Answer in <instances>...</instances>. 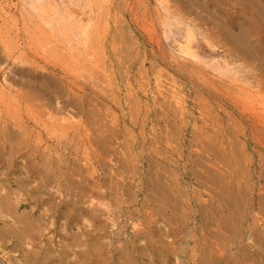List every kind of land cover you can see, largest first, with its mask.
Instances as JSON below:
<instances>
[{"label": "rangeland", "instance_id": "374dc122", "mask_svg": "<svg viewBox=\"0 0 264 264\" xmlns=\"http://www.w3.org/2000/svg\"><path fill=\"white\" fill-rule=\"evenodd\" d=\"M36 1L35 0H0V8H2L0 9V27H1L0 33L3 32L2 34H5V30H8V28H11L10 30H8L10 31V34H12L10 39H11V42H13L12 39H14L15 41L14 43L16 44L15 45L16 48L14 47L15 51H13V53L18 55V56H15V58L16 59L18 58V60H15L12 62V63L15 62V64L11 63L9 65L12 67V68L10 67L11 70H13V68L16 66L19 68L28 69L30 68V63L32 62L38 63L39 66H43L44 62H48L51 66H57L59 70H62V67H64L63 69H65L66 71H69V73H70V70L72 69L71 73L72 72L73 73L72 75L70 74L71 75L70 77L72 76L77 77L79 75L78 79L81 82V86L86 91V93H81L85 95L84 96L85 104L82 106L81 110H75V109L70 110L69 109V111L70 113L72 112L70 116H72V114L74 113L73 117L75 119L77 118V120L74 121V123L75 122L79 123V126H81L79 128V131L80 129L81 131L79 132V135H78L81 138H79L78 140L68 139L69 141H71V144H70L69 142L66 143V141L64 140V137H63L64 134H63L62 135L63 138L61 139H63V142L65 143H63L61 139H60L61 140L60 142L56 141L57 139L59 140L60 137L56 136L55 137L56 139H55L54 135L53 134L50 135L49 133L52 131V129H54V127L56 128L55 130H57L58 126L57 124L51 123V122H49V126L50 128L51 127L53 128L51 130L48 129L49 133H47L48 131L46 130L47 131L46 132L43 129V127H39V125L38 126L36 125L35 130L36 132L40 130L39 132H41L43 136L42 137L43 139L40 145L42 147V150L52 145L53 146L58 145L61 142L62 144L68 145L66 148L71 149V153L73 154L72 156H69L70 157L69 159L74 160L77 163L80 161L82 163L81 167L82 166L84 167L82 169H85L86 171L88 170L87 174L89 175L87 174L86 175L90 177L89 178L90 181L93 180L92 178H95V179L99 178V180L101 181L102 187H103V192H108L110 198L107 197V199L105 200L102 199V201H99L101 198L100 199L96 198L94 202V205L96 207L97 205L101 206L102 204L107 205L102 208L97 207V209L100 208L99 209L100 213H96L99 216V219L98 221L96 220V222L94 223H97V224L101 223L105 227L107 226V233L109 234L107 236H112V237L121 239L120 243L118 242L117 244H115L116 248L117 246L118 247L124 246L125 245L124 242H126L125 240L128 236L133 238L135 237V235H137L139 232H142V231H143L142 233H147L148 235H150L149 233H151L152 231L150 232V230L148 229L149 227L148 225L151 226L149 227L150 229L152 228L151 230L158 231V229H160V230L165 231L166 229L165 225L164 224L161 225L162 223H164V221L161 220V218H159L158 216L151 213V212H154V211H151V209L153 210V207L151 205L152 202L147 201L149 200V198L147 197L148 194L145 193L147 192L146 187L150 188V186L148 185H150V183H152L153 181V179L151 181L152 176L151 178L149 177V172L152 169L153 171H157L160 175L162 174L161 176L165 177L164 178L165 180L166 178H170V176H173L175 180L176 179L178 180V183L177 181L175 182L173 181V183L178 184L180 188L181 187L184 188V190H186L187 195H189L190 198L196 199V200H193L194 202L192 203V207H193L192 211H194V214L193 216L190 217V219H188L189 222H186L185 225L183 222L184 219H182L180 222V227H182V229H185L186 231L182 232V234L177 235L175 239L172 237L170 238V241L173 240L171 242L175 241L176 243L174 244L176 247L174 246L173 251H175V253L177 252L176 253L177 255H173V257H171V259H173L172 260L173 264H174V259L176 257L182 260L181 262L179 261L180 263L178 264H193V263L199 264L200 260L198 259L201 258V253L202 252L204 253L206 247L208 246V243L209 242L211 243V241H218V242H214V243L212 242V243L216 245L215 252L216 254L218 253L217 254L218 258L217 257L216 258L219 259L221 262L225 261L223 262V264H226V262L227 264H245L244 262L246 261H247L246 262L247 264H249V262L250 264L251 263L252 264H259V263L264 264V252H263L264 244H262L264 242V232H263L264 231V223H263L264 222V105L262 103V105L258 104L254 107H250V108L244 107L243 109L242 106L234 105L229 99V97L225 95L226 94L225 92L223 91L221 92V91L216 90L215 88H211L213 87V85L210 81H212L213 83L218 81L217 82L218 84L216 83L215 84L219 86L221 83V79L219 77L218 78L220 80H218L217 77L216 79L215 77L213 78L212 68L210 69L209 67H211L210 65L212 63H214L213 65H215L216 63L220 62L221 55L224 54V51L216 49L213 53L214 49H212L206 44L204 37L207 33H210V31L209 29L206 30L207 27L205 23L199 22L201 21L199 19V14L201 10H199L200 12L195 11L197 13L187 12V11H186L187 13H185V12H182L181 9H178L182 6L180 4L176 5L175 3L178 4L176 0H166L167 3L165 4L166 5L168 4V6L170 7V11L172 10L171 12H173L174 14L176 13V15H178V13L180 12L179 14L183 17L184 15L182 14H185L186 17L184 18L188 20L187 22L183 24H180V22L174 20L175 23L172 22L173 26L168 28L164 26L165 25L164 22L166 23L167 21V18L165 19V16L168 15L166 14L165 4L164 5L162 4L163 1L165 2V0L163 1L162 0L161 1L160 0H99V4L103 2L101 6L97 4L98 3L97 0H86V1L85 0L84 1L82 0H54L52 1L51 0L52 2H50V0H45L47 2L42 1V0H36ZM33 2L35 3V5L32 4ZM77 2H80V3L76 4ZM84 2H86L87 5L84 4ZM65 3L66 4L69 3V4L66 6ZM31 4L32 6H30ZM122 5L123 7H121ZM113 6H116V7H113ZM96 7L100 8V10L105 7L104 11L106 10L107 12L105 11L104 13L103 11H99ZM32 8L33 9L35 8V9L33 10ZM38 8L41 9V12L44 11V13H41L38 10ZM108 9H109V12L111 13L108 12ZM37 10L39 11L38 13L36 12ZM97 11L99 12L100 15L98 14ZM39 13H40V18H38ZM167 13L170 14V12H167ZM188 13H190V15L187 16ZM36 14H37V17H36ZM68 14L69 15L73 14V16L71 17ZM54 16H56V18L52 19ZM105 16L107 17L105 18ZM169 16L173 17V15L171 14ZM57 17L59 20L57 19ZM99 18L101 20H99ZM30 20L32 21V23L30 22ZM191 20L192 22L194 21L195 24L194 22L191 23ZM53 21H56L55 24H53ZM6 22L9 24L7 25ZM72 22L74 23L73 24L74 27L72 26ZM189 22L190 24H194L195 26H197V28L201 29L200 31H202L201 33L196 28L197 31H195L194 33L196 35V36L194 35L196 38L194 39L193 44H192L193 50L196 49L197 51L196 50L195 51L199 53V55L198 54L197 55L198 57L200 56L199 59L200 61L202 60V63L201 62L196 63L198 61V60L196 61V59L194 61L193 60L190 61V56L186 55L187 56V59H186V57H184V54L182 53L183 52L182 45L184 44L185 41L183 42L181 41L180 43V40L178 39L182 37V34L187 33L186 30H187V26ZM39 24L42 25L41 28L44 30V32L40 31ZM78 24L80 26L82 24L84 27H80ZM93 24L94 26L96 25L98 28L97 27L94 28ZM9 25H12V26H9ZM52 25L54 26V28ZM67 25L68 26L70 25V27H68ZM71 26H72V29H70ZM77 26H79L80 28H77ZM86 26H88L89 28L88 27L86 28ZM24 27H26V29ZM37 27H39L38 28L39 30L37 29ZM50 28L51 30L49 31ZM64 28L65 29L69 28L70 31L69 29H67L65 31L66 33H64ZM96 28L99 30H97ZM170 29L172 33L169 31ZM37 30L40 31L41 33L38 32ZM45 30H47L49 33L47 31L45 32ZM83 30L86 32V34ZM196 32H200L201 36L198 35V33ZM78 33L79 35L82 33L83 36L79 37ZM92 33L94 34V36L91 35ZM70 36L72 38H70ZM183 36H186V34H184ZM61 37L64 38V40L66 41L65 43H64V40L62 41ZM80 38H84V39H81L82 41H80ZM96 38H98L99 40ZM4 40L6 39L4 38ZM67 41L69 42L67 43ZM196 41L200 47L199 49L196 48L195 46ZM80 43H81V46L79 45ZM7 44H9L8 39H7L6 45ZM82 45L85 48L86 47L87 48L85 49ZM71 46L73 47L72 49H71ZM58 47L60 49H63L64 51L63 50L61 51L60 49L58 50ZM82 47L86 50V51L84 50L85 52L81 51ZM23 48L25 49L26 52L21 51L23 50ZM104 49L106 51H104ZM55 50H57L56 53H55ZM112 50L114 51L112 53L114 55L113 57L111 55ZM79 53L80 54L82 53V55L84 54L85 57L84 56L82 57V55H80ZM4 54L5 53L0 44V58L2 59L3 57L5 58ZM70 54L71 55L73 54L72 57L75 56L76 59L75 58L72 59V57H69L71 56ZM78 54L82 57L81 58L79 56L81 60L80 59L78 60L77 58ZM64 55L67 56L65 57V59L67 60L64 59ZM101 55H102V58H101ZM175 55L178 57L177 61H176ZM216 55L218 58L220 57V60L216 58ZM104 57H105V62L103 60ZM214 57L216 60H213ZM183 59H186L187 61ZM92 63H95V64H92ZM205 64H208V67ZM89 65L90 67H88ZM96 67L100 71H103V73L106 72L107 74L106 73L103 74L100 71L96 70ZM104 68H107V69H104ZM101 69H104V70H101ZM199 70H201L202 72L201 71L199 72ZM39 71H41V69H39ZM94 71H96L95 75H94ZM194 71L196 72L194 73ZM209 72L211 73V75ZM84 73H85V76L88 73L92 74L93 76L90 75L92 79L90 78L89 74L86 76V79H85ZM105 75H107L106 76L107 78L104 77ZM81 78L84 79V81ZM88 78L90 82L88 81ZM95 78L97 79V81ZM93 79L95 81H93ZM99 79H101L102 82L100 81L98 82ZM221 95L223 96L221 97ZM235 97H238V96L235 95ZM75 98L78 99V97H75ZM262 98L264 100V95L262 96ZM89 101L90 103H87ZM90 109L93 111H91ZM29 110L31 112L30 108ZM4 111H7L6 114L8 113V110H6L5 108H4ZM26 111H28V108ZM108 112H110V114ZM177 113H178V116H177ZM23 114L26 116V113H23ZM159 114L161 115V117H159L160 116ZM29 122H30L29 125L31 127L35 125L33 121L29 120ZM105 127L107 129H105ZM85 128L87 129L85 130ZM69 132H70L69 135L73 132H76L77 134V131H74V128L70 130ZM102 132L104 135L102 134ZM48 134H49L50 139L48 137ZM67 135H68V131H67ZM86 135L88 138L86 137ZM71 136H73V138L74 137L78 138L76 137L77 135L71 134ZM92 136H95V137H92ZM70 137L68 136L67 138H70ZM75 140L77 141V143L79 142L78 146L76 145L77 143L75 142ZM99 142L101 144H99ZM73 145H76L77 147L75 148ZM103 146L105 149H103ZM116 148H118V150ZM101 149H103L105 152L102 151ZM140 149L142 152L140 151ZM43 151H47V150H43ZM81 153L82 154L84 153V155L86 156L82 155ZM82 156H84L85 159H83L84 157ZM108 156H109V159L107 160L106 158H108ZM86 157H89V158H86ZM80 162L78 163L79 165L81 164ZM156 164H159L161 167L159 165L156 166ZM213 164H214V167L210 166ZM215 164H217L218 166H216ZM105 169H108V170H105ZM94 171H95V174L93 173ZM127 171L130 174H128ZM131 171L132 173L134 172L135 173L132 174ZM92 174L94 175L93 177H92ZM211 175H214L215 177L212 178L213 176ZM216 175H218L217 180H216L217 178ZM220 176H222L223 178ZM245 177L248 180H245ZM74 178L75 180H77L80 177L76 176ZM206 178H208V180H206ZM221 178L222 180H220ZM230 178L234 179L235 182L228 184L229 182H231ZM113 179H115V181ZM116 180H118V182ZM139 180L142 183H144V185L140 186ZM211 181H213L214 183L213 182L211 183ZM241 181H243L244 183ZM215 182L217 183L219 182V183L216 184ZM164 183L168 184L167 186L171 185L170 180L169 181L166 180ZM152 185L153 184H151V188L153 187ZM221 185L223 186V189ZM126 187H127V190H129V192L131 193V195H133L134 198L132 202L133 203L135 202V204L130 203L131 205L129 204L127 205V202L128 203L131 202V199L129 200V196H127L129 192L126 193V196H123V199L116 195L117 193L115 191L119 190L118 191V194H119L121 190L120 194H123L122 190L126 189ZM52 189L53 188L49 187V191L51 190L50 192L56 198H59V195H57L58 193H56V189H53V191ZM224 190L226 191V194L222 193V192H225ZM220 193L224 195V197L220 196ZM247 194L250 195V197L246 196ZM162 195H164L162 196L163 199L166 200V201L164 200V202H167V199L169 198V196L166 195L164 192L162 193ZM165 196H167L168 198H166ZM245 196L248 197L246 198L247 200L242 201L241 199H243V197ZM219 197L224 198L223 200H221L223 202H227V203L230 202L229 204L230 205L232 204L234 206L232 207L231 205L233 209L232 211H235V213L237 212L235 208V206L237 205L239 206L238 211L240 212L241 210L239 214L244 213V214H241L242 216L239 214H237L236 216V214H232L233 212L231 213L230 211L231 214L229 212H225V213L223 212V216L222 214L221 216L225 217V219H229L230 217L232 219L233 218L232 216L238 219V216H241L244 222L241 224L240 223L238 224V221H235V223H233L234 220L232 221L230 219L227 221L229 227H224V229L222 228L221 233L217 235L216 232L219 230V227L221 226L220 219H222V217L218 218L219 221L217 223L215 224L211 223V225H207V223L210 222L209 221L210 219L205 218L206 216H204L205 214L203 213L204 209L202 208L200 204L202 205L204 204L203 206H207L208 204H209L208 206H210V204L215 205L217 200L218 199L220 200ZM233 197L236 200L238 199L239 202L238 200L236 201L235 199H233ZM71 198L73 197L68 198L67 196L65 199L70 200ZM143 198L144 200L145 199L146 200L144 201ZM61 199H64V197H62ZM198 199L200 200L202 199L203 203H201L202 201L200 202V200L198 201ZM225 199H227V201ZM144 202L146 203L144 204ZM164 202L162 200L159 201L160 203L159 205H163L162 203ZM141 205L142 206L144 205V207H141ZM85 206L84 207L88 209L89 203L86 204ZM119 208L120 209L122 208V209L120 210ZM140 208L141 209L144 208L143 210L145 209L146 210L141 211ZM199 208H202L203 210L200 209L198 211ZM124 210H126V212L127 211L132 212L133 214L134 212H136L137 214V211L139 210V213H138L139 216L134 215L135 217L134 216L127 217L125 215ZM195 210L197 211L195 212ZM260 211L263 213H261ZM199 212H200V216L202 217L204 216V218L202 219L199 218L200 217L198 214ZM202 213L204 215H202ZM142 214L144 215V217ZM224 214L226 216H224ZM247 214H249L250 217ZM156 217H158V220L156 219ZM206 219L208 220V222H206L207 221ZM244 219L246 220V222ZM153 220L155 221L157 220V221L153 222ZM142 221L144 223H142ZM63 222L64 221H62L61 224H63ZM151 222L154 224H152ZM223 222L224 224L227 225L226 221H223ZM218 223L220 224V226H218L219 225ZM92 224H93V221H92ZM137 224L141 225V227H138ZM233 224L234 225L236 224L235 226L238 225V227L243 226L242 227L243 229L242 228L237 229V230H241L242 232L241 231L236 232V227L234 229ZM86 225L88 228H90V222L89 223L86 222L85 226ZM145 225L147 226L145 227ZM201 225L203 226L204 230L201 229L202 227ZM204 226L205 228L209 227L210 229L206 228V229H209V230H206ZM161 227L162 228L164 227V228L162 229ZM174 227L176 228V225L175 226L173 225V228ZM185 227L188 229H186ZM251 228L252 229L255 228L253 229L254 231ZM139 229L140 230L142 229V230L140 231ZM198 229L200 231H198ZM191 230L192 231L194 230L195 232L194 231L192 232ZM230 230L233 231V233ZM79 231L78 229L75 230V232H79ZM209 231L210 232L212 231L211 234L214 237H211V235L210 237H208V235L210 234ZM190 232L193 233V235L195 234L194 235L196 236L195 239L194 237H192L193 235ZM61 234L63 233L61 232ZM105 234H106V231H105ZM201 235L202 236L204 235L203 236L204 239L208 238L207 240L209 241L210 239V241L208 242L206 239L205 241H202L203 237L201 238ZM248 235L249 237H251V235L253 237L255 236L254 237L255 239H257L256 238L257 236L258 239L254 240V238L251 237L252 240L249 241ZM5 236L0 235V264H28L23 261L22 255L25 253H29L31 251L30 249L28 250L29 246L31 248H33L32 246L42 248L40 241L30 240L31 242L27 241L28 243L25 242L24 244L17 246L15 244V242L18 241L16 238L15 239L11 238V240H9L8 239L9 235H5ZM45 236H46L45 238L47 239L48 237L53 236V235L51 234V235H45ZM64 236L60 234L54 235L53 240L50 239L52 240L51 241L52 244L55 246L54 247L52 245L53 250L60 249V246L62 245V243L60 245L57 242H60L61 239L64 238ZM220 236H222V238ZM2 237H4L5 239ZM215 237L217 238V240L215 239ZM259 238L261 239V242ZM246 240L248 242H246ZM53 241L55 242L53 243ZM192 241L193 243H191ZM200 241L202 242L200 243ZM32 242H34L35 244L32 245L33 244ZM38 242L40 243L39 244L40 247L39 245L36 246ZM105 242L106 243L108 242L107 239L105 240ZM137 244L143 245L144 242L137 243ZM258 244L260 246H258ZM200 246L202 249L200 248ZM203 247L205 249H203ZM219 247L222 249L225 248L226 251H224L223 253V250H222L221 252L220 251L221 249ZM239 247L241 248L240 250L244 249V252L246 251V253L244 252L242 253V251L239 252L240 250L239 249L237 250V248ZM191 248L197 251L191 250ZM248 248L250 249L248 250ZM253 248H255L256 251ZM184 250L187 252L189 251L188 254H185ZM218 250L219 252H217ZM235 251L236 252L238 251L239 253L237 254ZM197 252H199L198 255H197ZM220 252L222 253V255L220 254ZM226 252L230 255L229 256L227 254L229 256L228 258L224 257L226 256L225 255ZM248 253H251V255L249 254L251 257H249ZM38 254H40V252H38ZM194 255H196V257ZM232 255H234L235 257ZM239 255L242 258L239 257ZM193 256L195 257V262H193L194 261ZM257 256L259 257V259L261 258L263 261L259 260ZM233 257L234 259L237 257L236 260L232 259ZM238 257L241 258V261ZM221 258L222 259L225 258L226 260L225 259L222 260ZM251 258H255V259L257 258V259L252 260ZM231 261H233V263ZM140 262H145V261L140 260ZM29 264H32V263H29Z\"/></svg>", "mask_w": 264, "mask_h": 264}, {"label": "bare ground", "instance_id": "6f19581e", "mask_svg": "<svg viewBox=\"0 0 264 264\" xmlns=\"http://www.w3.org/2000/svg\"><path fill=\"white\" fill-rule=\"evenodd\" d=\"M42 1H45V0H42ZM52 1H54V0H52ZM52 1L50 0V2H52ZM82 1H84V0H82ZM176 1L178 2V4L175 3L176 5L180 4L182 6V7L179 6L180 8H178V9H181L182 12L197 13L199 10H201V12L199 11L200 12L199 19L201 20L199 22L205 23V25L207 27L206 30L209 29V31H210V33H207L204 37L206 44L209 47H211L212 49H214L213 53L216 49L224 51V54H222V55L220 54L221 60H220V57L218 58L216 55V58H218L220 60V62L216 63L215 65H213L214 64V63H212L213 61L211 62L212 64L210 63L211 67H209V68L210 69L212 68V77L213 78L215 77V79H216V77L217 78L219 77L221 79V83L219 86L216 85V84H218L217 83L218 81L215 82L214 81L215 79L213 81L216 84L213 83L212 81H210L213 85V87H211V88H215L218 91L225 92L226 93L225 95H227L229 97V99L231 100V102L234 105L242 106L243 109H244V107L250 108V107H254L258 104L262 105V103L264 105V100L262 98V96L264 95V0H204V2H203V0H176ZM45 2H47V1H45ZM97 2H98L97 4H99V0H97ZM163 2H162L163 5L165 3H167L166 0L164 3ZM78 3H80V2H77L76 4H78ZM102 3L99 4V6H101ZM32 4L35 5L34 2ZM32 4L30 6H32ZM68 4H66V6ZM84 4H86V2H84ZM120 4H121V2H120ZM74 5H75V3H74ZM81 6H83V5H81ZM165 6H166L165 7L166 14H168L165 16V19L167 18V21H166V23L164 22L165 25L163 24L165 27L169 28V27L173 26L172 22L175 23V21L180 22V24H183V23L188 21L187 19L184 18V17H186L185 14H182V15H184V17H183L179 14L180 12L178 11L179 12V13L177 12L179 15L178 16V15H176V13L174 14L173 12H171L172 10L170 11V7L168 6V4L167 5L165 4ZM47 7H49V6H47ZM79 7H80V5H79ZM113 7H116V6H113ZM121 7H123V5ZM176 7H178V6H176ZM0 9H2V8H0ZM77 9H78V7H77ZM97 9L99 11H103L104 13L106 11V10L104 11L105 7L102 8L103 10L102 9L100 10V8H97ZM38 10L41 12L40 8H38ZM38 10L36 11L37 13L39 12ZM58 10H59V8H58ZM116 10H118V9H116ZM195 11H197V12H195ZM108 12H109V9H108ZM167 12H170V14L173 15V17L169 16L170 14ZM41 13H44V11ZM109 13H111V12H109ZM109 13H108V15H109ZM62 14H64V13H62ZM98 14H99V12H98ZM188 15H190V13H188L187 16ZM28 16H29V14H28ZM69 16L72 17L73 14L69 15ZM167 16H169V17H167ZM36 17H37V14H36ZM106 17L107 16H105V18ZM38 18H40V13H39ZM41 18H42V16H41ZM54 18H56V16H54L52 19H54ZM57 19H58V17H57ZM10 20H11V18H10ZM87 20H89V19H87ZM90 20H91V18H90ZM99 20H101V19L99 18ZM195 20H196V18H195ZM30 22L32 23L31 20H30ZM45 22H47V21H45ZM55 22L56 21H53V24H55ZM193 22L191 20V23H193ZM8 24L9 23H7V25ZM57 24H58V22H57ZM62 24H64V23H62ZM73 24L74 23L72 22V26L74 27ZM95 24H97V23H95ZM194 24H195V22H194ZM194 24H190V22H189V24L187 26V30H186L187 33H184V34H186V36H183L184 34H182V37H181L182 40H181L180 36H179L180 39H178V40H180V43H181V41L182 42L185 41L184 44L182 43L183 44L182 45V49H183L182 53L184 54V57H186V59H187L186 55H188V56H190V61H192V60L194 61L196 59V61L198 60L196 63H199V62L202 63V60L200 61V59H199L200 56L198 57L199 53L196 52L197 51L196 49H195L196 51L193 50V47H192L193 41L196 38L195 37L196 35L194 33H195V31H197L196 30L197 26H195ZM201 24H199V25H201ZM45 25H47V24H45ZM48 25H49V23H48ZM64 25H66V24H64ZM9 26H12V25H9ZM39 26H40V28L37 27V29L39 28L40 31L44 32V30L41 28L42 25L39 24ZM72 26L70 29H72ZM79 26H77V28L84 27L82 24L80 27ZM55 27H57V26H55ZM68 27H70V25ZM87 27L88 26H86V28ZM93 27L95 28L97 26L96 25L94 26V24H93ZM7 28H8V26H7ZM24 28L26 29V27H24ZM53 28H54V26H53ZM10 29L11 28H8V30H10ZM67 29H69V28H66V29L64 28V33H66L65 31ZM70 29H69V31H70ZM197 29H198V31L201 30L199 28H197ZM8 30H5V34H2L3 32L0 33V44L3 48L4 53H5L4 54L5 58L4 57H3V59L0 58V235H4V236L9 235V238H8L9 240H11V238H13V239L16 238L18 240L17 242H15V244L17 246L22 245L25 242L30 241V240L31 241L32 240L33 241H40L42 248L40 247L39 242L37 243L36 246L39 245L40 248L32 246L35 244L34 242H32L33 244L31 243L32 245L31 244L30 245L33 248H31L30 246L28 248V250L30 249L31 251L29 253H25L22 255L23 261L25 263H28V264L29 263H32V264H173V261H172L173 259H171V257H173V255H177L176 254L177 252L175 253V251H173L174 246H175L174 244H176V243H175V241L171 242L173 240L170 241V238L172 237L175 239L177 235L182 234V232L186 231L185 229H182V227H180V222L182 219H184V221H183L184 225L186 224V222H189L188 219H190V217L193 216V214H194V211H192L193 210L192 203L194 202L193 200H196V199L190 198L189 195H187V192H186V190H184V188H182V187L180 188L178 186V184L173 183V181L174 182L177 181V183H178V180L177 179L175 180L173 176H170V178H166V180H168V181L170 180V182H171V185L167 186L168 184L164 183L166 181L164 179L165 177L161 176L162 174L160 175L157 171H153L151 169V171L149 172V177L151 178V176H152L151 181H152V179H153V181H152V183H150V185H148L149 183L147 184L148 186H150V188L146 187L147 192H145V193L148 194L147 197L149 198V200H147V201L152 202L151 205L153 207V210L151 209V211H154V212H151V211L150 212L153 213L154 215L158 216L159 218H161V220L164 221V223H162V224L160 223V224L161 225L164 224L166 229H165V231L160 230V229H158V231H154V230H151L152 228L151 229L149 228L151 226L147 224L149 226L148 229L150 230V232L152 231L151 233H149L147 231L150 235H148L147 233H142L143 231L139 232L138 234L136 233L137 235H135V233H134L135 237H133V238L129 237V236L127 238L125 237L126 238V240H125L126 242H124L125 245L121 246V247L117 246V248H116L115 244H117L118 242L120 243L121 239L116 238V237H112V236H107V235H109L107 233V226L105 227L101 223H99V224L94 223V222H96V220L98 221V219H99V216L96 213H100V210H99L100 208L97 209V207L102 208V207L107 206L105 204H102L101 206L97 205V207H96L94 205V202H95L96 198H98V199L101 198L99 201H102V199H104V200L107 199V197H109L108 192H103V187H102V184H101V181L99 180V178L98 179L92 178L93 180L90 181V179H89L90 177L87 176V175H89V174H87L88 170L86 171L85 169H82L84 167L83 166L81 167L82 163L78 159L77 160L81 163L80 165L78 164L79 162L77 163L76 161L69 159L70 158L69 156L73 155L71 153V149L66 148L68 145L62 144L63 139H61V138H63V137H64V140L66 141V143L69 142L70 144H71V141H69V140H73V139L78 140L79 138H81L80 136H78L79 132L81 131V129L79 131V128L81 126H79V123H76V122L74 123V121H76L77 118L75 119L73 117L74 113L72 114V116H70V114L72 112L70 113V111H69V109L70 110L71 109L72 110H74V109L75 110H81L82 106L85 104V100H84L85 95L81 94V93H86V91L81 86V82L78 79L79 75L77 77L76 76L70 77L73 73V72L71 73L72 69L70 70V73H69V71H66L65 69H63L64 67H62V70H59V68H57V66H51L48 62H44L43 66H39L38 63L32 62V63H30V68H28V69L19 68L15 65L16 67H14L13 70H11L10 69L11 66H9V65L13 61L18 60V58L17 59L15 58V56H18V55L13 53V51H15V48H16L15 45L16 44L14 43L15 42L14 39H12L13 42H11L10 38H11L12 34H10V31H8ZM50 30H51V28L49 29V31ZM84 30H86V29H84ZM97 30H99V29H97ZM40 31H38V32H40ZM46 31L47 30H45V32ZM80 31H82V30H80ZM169 31L172 33L171 29ZM61 32H62V30H61ZM200 32L202 33V31H200ZM200 32H196V33H198V35L201 36ZM97 33H98V31H97ZM85 34H86V32H85ZM78 35H79V33H78ZM91 35L94 36L93 33ZM124 35H126V34H124ZM5 36L8 38H6ZM80 36H83L82 33L79 35V37ZM4 38L6 40H4ZM70 38H72V37L70 36ZM84 38H80V41H82L81 39H84ZM7 39L9 41V44L6 45ZM96 39H98V38H96ZM63 40H64V38H62V41ZM197 41L195 43V46H196V48L199 49L200 47H199ZM40 42H41V40H40ZM65 42L66 41L64 40V43ZM68 42L69 41H67V43ZM81 43H83V42H81ZM81 43L79 44L80 46H81ZM47 46H48V44H47ZM83 47H82L81 51L85 52L86 51L85 49L87 47L86 48L84 47L85 49ZM72 48L73 47L71 46V49ZM59 49L60 48L58 47V50ZM60 50L62 51L63 49H60ZM203 50H204V48H203ZM21 51L26 52L24 48ZM56 51L57 50H55V53H56ZM75 51H76V49H75ZM104 51H106V50L104 49ZM79 52H80V50H79ZM113 52L114 51L112 50L111 51L112 57L114 56L112 54ZM79 54L77 56L78 60L80 59V57H81L80 55H82V53L80 55ZM75 55H76V53H75ZM88 55H86V56H88ZM102 55H101V58H102ZM72 56H73V54L69 57H72ZM83 56L85 57L84 54L82 55V57ZM65 57H67V56L64 55V59H65ZM74 58H75V56L72 57V59H74ZM177 58L178 57L176 56V61H177ZM186 59H183V60H186ZM188 59H189V57H188ZM65 60H67V59H65ZM99 60H101V59H99ZM103 60L105 62V57ZM213 60H216L215 57ZM102 63H103V61H102ZM203 63H204V61H203ZM12 64H15V62ZM92 64H95V63H92ZM104 64H106V63H104ZM104 64H103V66H104ZM90 65L88 67H90ZM205 65H207V67H208V64H205ZM99 66H100V64H99ZM84 67H85V65H84ZM39 69H41V71H39ZM104 69H107V68H104ZM104 69H101V70H104ZM90 70H92V69H90ZM96 70L100 71L97 67H96ZM200 71L201 70H199V72ZM95 72L96 71H94V75H95ZM100 72L103 73V71H100ZM195 72L196 71H194V73ZM105 73H103V74H105ZM90 75H92V74H89V76ZM210 75H211V73H210ZM84 76H85V73H84ZM86 76H85V79H86ZM106 76L107 75H105L104 77L107 78ZM80 77H81V75H80ZM90 78H91V76H90ZM219 78H218V80H220ZM82 80L84 81V79H82ZM88 81L90 82L89 78H88ZM93 81H95V80L93 79ZM96 81H97V79H96ZM99 81L102 82L101 79H99L98 82ZM76 95H78V96H76ZM235 95L238 97H235ZM222 96L223 95H221V97ZM75 97H78V99ZM82 99L84 100V102ZM89 100H91V99H89ZM231 102H229V103H231ZM87 103H90V101ZM107 106H109V105H107ZM26 107L28 108V111H26L27 110ZM4 108L6 110H8L7 114H6L7 111H4ZM29 108L31 109L32 113L30 112ZM89 108H91V107H89ZM258 110H259V108H258ZM91 111H93V110H91ZM105 111H107V110H105ZM23 113H26V116ZM68 113H69V115H68ZM108 113L110 114V112H108ZM160 113H162V112H160ZM163 113H165V112H163ZM59 116H61V117H59ZM177 116H178V113H177ZM76 117H77V115H76ZM159 117H161V115ZM103 118H105V117H103ZM29 120H31L35 123V125L33 127H31L29 125V123H30ZM162 120H164V119H162ZM254 120H255V118H254ZM49 122L57 124V126H58L57 130H55L56 129L55 127H54V129H52L53 127L50 128ZM96 122H98V121H96ZM260 123H262V122H260ZM36 125L37 126L39 125V127H43V129L45 131L46 130L48 131V129L49 130L52 129V131L50 133H49V131L48 132L46 131V132L49 133L50 135L53 134L54 138L56 136H59L60 137L59 140L57 139L56 141L60 142L62 140V142L59 143L58 145H55V146H53V145L49 146V147L47 146L48 148L43 149V150H47V151H43L42 147L40 146L41 141L43 139L42 138L43 136H42L41 132H39L40 130L36 132V130H35ZM80 125H81V123H80ZM115 125H116V123H115ZM97 127H99V126H97ZM73 128H74V131H77V134H76V132H73L75 134H73V133H71V134L77 135L76 137H78V138H75V137L73 138V136H71V134L69 135V133H70L69 131L72 130ZM37 129H39V128H37ZM86 129L87 128H85V130ZM105 129H107V128L105 127ZM67 131H68V135H67ZM58 133H60V134H58ZM107 133H109V132H107ZM49 134H48V137H49ZM63 134H64V136L62 137ZM102 134H103V132H102ZM98 135H99V133H98ZM68 136L69 137L71 136L70 137L71 139L67 138ZM86 137H87V135H86ZM92 137H95V136H92ZM92 137H90V138H92ZM49 139H50V137H49ZM89 141H88V143H89ZM75 142L77 143L76 140H75ZM63 143H65V142H63ZM54 144H56V143H54ZM78 144H79V142L76 145L78 146ZM99 144H101V143L99 142ZM76 145H73V146L76 148L77 147ZM69 147H71V146H69ZM113 147H114V145H113ZM103 149H105L104 146H103ZM103 149H101V150L104 151ZM116 149L118 150V148H116ZM94 151H95V149H94ZM140 151H141V149H140ZM82 155H84V153ZM102 155H103V153H102ZM110 155H111V153H110ZM84 156H86V155H84ZM84 156H82V157H84ZM113 156H115V155H113ZM242 156H243V154H242ZM99 157H100V155H99ZM86 158H89V157H86ZM83 159H85V157ZM106 159L108 160L109 156ZM150 161H151V159H150ZM98 162H99V160H98ZM204 163H205V161H204ZM106 164H107V162H106ZM129 164H131V163H129ZM157 165H159V164H156V166ZM215 165L218 166L217 164H215ZM210 166L214 167V164L210 165ZM160 167H158V168H160ZM201 168H203V167H201ZM105 170H108V169H105ZM149 170H150V168H149ZM93 173L95 174V171ZM127 173H128V171H127ZM131 173H132V171H131ZM134 173H132V174H134ZM128 174H130V173H128ZM76 176H79L80 178L75 180L74 177H76ZM93 176L94 175L92 174V177ZM145 176H147V175H145ZM211 176H213L212 178L215 177L214 175H211ZM113 177H114V175H113ZM216 177H217L216 178V180H217L218 175H216ZM220 177H222V176H220ZM222 178L220 180H222ZM231 178H233V177H231ZM113 180L115 181V179H113ZM206 180H208V178H206ZM245 180H248V179H246V177H245ZM245 180H243V181H245ZM249 180H250V178H249ZM116 181L118 182V180H116ZM243 181H241V182H243ZM139 182L138 183L140 184V186L144 185V183H142L140 180H139ZM212 182L213 181H211V183ZM234 182H235V180L231 179V182H229V183L227 182V183L231 184ZM215 183L218 184L219 182L218 183L215 182ZM222 183H223V181H222ZM151 184H153L152 188H151ZM224 185H226V184H224ZM217 186H219V185H217ZM49 187L56 189V193H58L57 195H59V198H56L50 192L51 190L49 191ZM231 187H233V186H231ZM53 189H52V191H53ZM215 189H216V187H215ZM222 189H223V186H222ZM118 191L119 190L115 191L117 193L116 195L121 197L122 199H123V196H126V193L129 192V190H127V187H126V189L122 190L123 194H120L121 190L118 194ZM245 191H247V190H245ZM163 192L166 195H168L170 198L169 199L167 196H165L166 198H168L167 202H164L165 199H163V197H162V196H164V195H162ZM222 193L226 194V191L222 192ZM205 195H207V194H205ZM67 196H68V198L69 197H73V198H71L70 200H66L65 198ZM127 196H129V200L131 199V202H129V203L127 202V205L128 204L131 205L130 203H133L132 201H133L134 197H133V195H131L130 192L127 194ZM158 196L164 202V203H162L163 205H159L160 204L159 201H161V200L158 198ZM220 196L224 197V195H222L221 193H220ZM246 196L250 197V195H248V194ZM246 196L243 197V199H241V200L242 201L247 200L246 198H248V197H246ZM62 197H64V199H61ZM222 197H219L220 200L219 199L217 200V202L215 204L216 206L214 204L213 205L210 204V206H208L209 204L207 206H203L204 204L203 205L200 204L202 206V208L204 209L203 213L205 214L204 215L202 213V215L206 216L205 218L210 219L209 220L210 222H208L207 219H206L207 221L205 220L206 222H208L207 225H211V223H214V224L217 223L219 221L218 218L223 216V212L224 213L225 212L230 213V211H231V213L233 212L232 214H236V216H237V214H239L241 212V210H240V212L238 211V207H239L238 205L235 206L237 212L235 213V211H232L233 210L232 207H234V206L231 204L232 205V207H231V205L229 204L230 202L227 203V202L221 201L224 199ZM109 198H108V200H109ZM121 198H119V199H121ZM230 198H232V197H230ZM58 199H59V201H58ZM233 199H235V198L233 197ZM143 200H144V198H143ZM168 200L169 201L171 200V201L169 202ZM199 200L200 199H198V201ZM225 200L227 201V199H225ZM249 200H250V198H249ZM201 201H202V199L200 200V202ZM124 202H126V201H124ZM238 202H239V200H238ZM88 203H89V206L87 209V208H85L86 207L85 205ZM145 203L146 202H144V204ZM201 203H203V201ZM225 203H226L227 207H226ZM133 204H135V202ZM217 204H218V206H217ZM241 205H243V204H241ZM146 206H148V205H146ZM141 207H144V205L143 206L141 205ZM202 208H199L198 211L200 209L203 210ZM123 209H124V207H123ZM143 209H141V211ZM145 210H143V211H145ZM124 211H125V215L127 217L128 216L133 217L134 215L139 216L138 215L139 210L137 211V214H136V212H134V214H133L132 212H128V211L126 212V210H124ZM196 211L197 210H195V212ZM200 212L198 213L199 216H200ZM126 213L129 215H127ZM147 213H148V211H147ZM261 213H263V212H261ZM221 214H222V216H221ZM241 214H244V213H241ZM241 214H239V215H241ZM121 215H122V213H121ZM247 215H249V214H247ZM204 216L203 217L200 216L199 218L202 219V218H204ZM224 216H226V215L224 214ZM241 216H238V219H236V217L234 218V216H232L233 217L232 219H231V217L229 219H225V217H222V219H220L221 220L220 221L221 226L218 223L219 224L218 226H220V227H219V230L216 232V234L219 235L221 233L222 228L224 229V227H229L227 221L230 219L232 221L234 220L233 223H235V221H238V224L243 223L244 221L242 220ZM123 217H125V216H123ZM143 217H144V215H143ZM158 217H156L157 220H158ZM249 217H250V215H249ZM149 218H151V217H149ZM253 219H254V217H253ZM255 220H256V218H255ZM62 221H64L63 224H61ZM92 221H93V224H92ZM154 221L155 220H153V222ZM223 221H226L227 225L224 224ZM86 222H88V223L90 222V228H88L87 225L85 226ZM245 222H246V220H245ZM142 223H144V222L142 221ZM103 224H104V222H103ZM126 224H128V223H126ZM152 224H154V223H152ZM204 224H202V225H204ZM137 225H136V227H137ZM141 225H138V227H141ZM147 225H145V227ZM173 225L174 226L176 225V228L175 227L173 228ZM235 225L233 226V228L235 229V227H236V232L241 231V230H237V229H240L243 226L238 227V225L237 226H235ZM83 226H85L86 228ZM143 227H144V225H143ZM255 227H256V225H255ZM204 228H205V226H204ZM206 228H209V227H206ZM216 228H217V226H216ZM76 229H78V231L79 230L80 231L75 232ZM186 229H188V228H186ZM201 229H203V226L201 227ZM209 229H206V230H209ZM253 229H255V228H253ZM105 231H106V234H105ZM189 231H190V229H189ZM198 231H200V230L198 229ZM226 231H228V230H226ZM61 232L63 234H61ZM211 232L208 235V237H210V235H211V237H214V236H212ZM213 232H215V231H213ZM223 232H222V234H223ZM231 232L233 233V231H231ZM234 232H235V230H234ZM51 234L53 236L59 235V234L63 235V236L65 235L64 238L61 239V241L59 240L60 242H57L60 245L62 243L61 246L58 244L60 246L61 250L60 249L59 250H53L54 245L51 242L53 240V236L48 237L49 240H48V238L47 239L45 238L46 237L45 235H51ZM191 234L193 235V233H191ZM194 235L192 237H194V239H195L196 236H194ZM183 236H184V234H183ZM203 236L201 235V238ZM206 236H207V234H206ZM118 237H119V235H118ZM187 237H188V235H187ZM199 237H200V235H199ZM220 237L222 238V236H220ZM251 237H253V236L251 235ZM251 237H249V235H248L249 241L252 240ZM2 238H4V237H2ZM5 238H6V236H5ZM184 238H185V236H184ZM256 238L258 239L257 236H256ZM50 239H52V240H50ZM106 239L108 241L107 243L105 242ZM205 239L207 240L208 238H205ZM205 239L203 237L202 241H205ZM215 239L217 240L216 237H215ZM215 239H213V240H215ZM257 239L254 238V240H257ZM6 240H7V238H6ZM55 241H53V243ZM62 241H64V242H62ZM102 241H104V242H102ZM176 241H177V239H176ZM202 241H200V243ZM209 241H210V239H209ZM6 242H8V241H6ZM142 242H144L143 245L137 244V243H142ZM212 242L214 243V242H218V241H211V243L209 242L206 249L203 247V249H205V251H204V253L202 252L203 254L201 253V258L198 259V260H200L199 264H223V262H225V261L221 262L219 259H217L218 253L216 254V252H215V246L216 245L213 244ZM246 242H248V241L246 240ZM260 242H261V239H260ZM57 243H55V244H57ZM191 243H193V241ZM5 244H7V243H5ZM262 244H264V242ZM202 246H204V245H202ZM258 246H260V245L258 244ZM195 248H196V246H195ZM200 248H201V246H200ZM255 248H257V247H255ZM255 248H253V249H255ZM216 249H217V247H216ZM220 249H221L220 250L221 252L223 250V253H224V251H226L225 248L224 249L220 248ZM238 249L240 250L241 248L239 247V248H237V250ZM249 249L250 248H248V250ZM259 249H260V247H259ZM191 250H194V249L191 248ZM194 251H197V250H194ZM241 251L243 253L244 249L240 250L239 252H241ZM250 251H248V252H250ZM255 251H256V249H255ZM38 252H40V254H42V255L38 254ZM188 252L185 251V254H188ZM199 252H197V255ZM217 252H219V250ZM221 252H220V254L222 255ZM239 252L237 251L236 253L238 254ZM244 253H246V251ZM227 254L228 253L226 252V254H225L226 256H224L225 258L226 257L228 258L230 256L229 254H228L229 256ZM249 254L251 255V253H248V255ZM250 255H249V257H251ZM194 256L196 257V255H194ZM232 256H234V255H232ZM241 256H242V254H241ZM241 256L239 255V257H241ZM195 257L193 258L194 261L192 260L193 262H195ZM234 257L232 259H234ZM198 258H199V256H198ZM236 258L234 260H236ZM241 258H239L240 261H241ZM244 258H245V256H244ZM224 259H222V260H224ZM251 259L253 260L255 258H251ZM258 259H259V257H258ZM140 260H144L145 262H140ZM259 260H262V259L260 258ZM179 261L181 262L182 260H180L179 258L176 257L174 259V264L180 263ZM262 261H260V262H262ZM196 262H198V261H196ZM231 262L233 263V261H231ZM246 262H244V263L247 264ZM196 264H198V263H196ZM226 264H227V262H226ZM249 264H250V262H249Z\"/></svg>", "mask_w": 264, "mask_h": 264}]
</instances>
